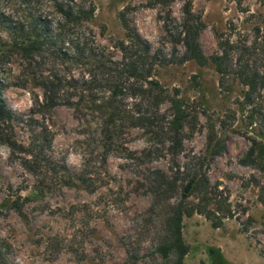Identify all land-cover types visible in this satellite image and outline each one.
<instances>
[{
    "label": "rangeland",
    "instance_id": "1",
    "mask_svg": "<svg viewBox=\"0 0 264 264\" xmlns=\"http://www.w3.org/2000/svg\"><path fill=\"white\" fill-rule=\"evenodd\" d=\"M184 1L191 4V20L201 22L197 39L204 55L221 52L224 41L238 48L253 45L255 64L264 75V0H172L168 6L158 0H93L95 13L88 23L105 53L119 59L116 44L125 38V30L118 14L129 6L131 25L152 52H159L156 78L195 115L185 125L181 148L174 155L167 151L165 137L155 133L157 128L119 120L113 124L99 109L108 92L103 82L93 81L101 71L97 60L71 69L90 83L83 97L86 108L60 104L44 112L33 110V93L41 96L38 87L16 85L17 78L24 77V63L0 65L1 96L15 114L17 142L27 147L35 134H45L43 156L68 173L84 170L95 184L92 191L77 180L76 185H64L60 171L55 174L46 165L33 173L23 165L29 155L0 143V248L7 264H172L171 257L162 258L156 248L167 214L181 198V178L192 172L217 186L221 200L227 195L221 210L229 208L232 216L216 211L217 218L223 216L218 227L203 214L184 217L188 252L183 264H264V178L255 167L239 162L252 139L264 143V88L253 108L243 104L244 86L232 75L221 85L213 64L182 61L184 46L171 40L165 26L182 27L187 17ZM120 99L129 114L138 115V96ZM159 111L170 114L167 97ZM211 126L225 145L216 156L207 143ZM156 170L168 178L178 176L175 191L150 188ZM34 188L37 196L31 195ZM18 196L20 201L31 196L23 202L24 216L11 207ZM197 196L193 193L188 200L196 202ZM53 241L52 246L57 241L62 248L51 253L48 243Z\"/></svg>",
    "mask_w": 264,
    "mask_h": 264
},
{
    "label": "trees",
    "instance_id": "2",
    "mask_svg": "<svg viewBox=\"0 0 264 264\" xmlns=\"http://www.w3.org/2000/svg\"><path fill=\"white\" fill-rule=\"evenodd\" d=\"M171 1L158 0L164 6H168ZM190 5L189 1L183 3V12L187 17L179 30L165 26L171 40L184 46L182 61L192 59L199 65L213 64L221 85L232 75L244 86L243 104L254 105L255 99L264 88V75L255 64L257 47L244 44L238 48L232 46L229 41H224L220 43L221 52L204 55L197 39L201 22L191 20ZM128 10L129 6H125L118 14L125 30V38L117 41L116 48L120 52V58L116 59L105 53V47L95 41L93 30L88 26L95 13L93 0H0V33H3L0 34V65L15 60L24 63V77L21 80L17 78L16 85L27 88L31 83L38 87L41 96L33 93V110L44 112L60 104L86 108L83 97L90 83L76 77L71 69L91 58L97 60L96 68L101 71L97 76L99 78L93 81L103 82L104 93L108 92L106 96H102L99 109L103 110L113 124L119 120L129 121L132 126L152 130L157 128L155 133L165 137L169 143L167 151L174 155L181 148L185 125L195 115L182 99L170 96L156 78L155 70L161 62L160 54L158 51L152 52L150 43L131 25L127 18ZM170 19V14L167 13L166 25ZM262 38L264 43V33ZM234 51H238L236 57L233 55ZM2 86L0 82V143L14 152L29 155L31 159L23 158V165L33 173L46 165L55 174L60 171L58 177L64 185H76L77 180L88 190H95V184L86 178L84 170L76 175L68 173L66 169L43 156L45 134L44 137L35 134L27 147L17 142L13 132L15 114L1 96ZM124 95L140 98L137 116L129 114L121 102L120 96ZM165 97L170 109L168 116L159 111ZM207 140L212 156L223 151L224 142L217 138L213 126L209 128ZM239 162L255 167L264 178V143L252 139ZM177 177L168 178L156 170L149 186L156 192L161 189L175 191L179 179ZM186 177L181 178L184 179L181 198L171 206L165 220L163 236L156 248L162 258L171 257L172 264H183L184 256L188 252L182 234L183 218L194 213L203 214L211 220L214 227H218L223 216L217 218L216 211L221 210L222 204L228 201L227 195L220 199L217 186H210L203 174L192 172ZM193 193L199 195L196 202L188 200ZM31 195H38L37 188L32 190ZM30 197H23L22 201L20 196L14 198L11 207L24 216L23 202ZM260 201L264 204V192ZM210 204H214L215 208H210ZM221 211H226L224 217L232 216L229 208ZM48 245H54V241ZM60 245L61 242L56 241L51 253H54L52 251L55 249L59 251L62 248ZM0 264H7L5 252L1 251V248Z\"/></svg>",
    "mask_w": 264,
    "mask_h": 264
}]
</instances>
